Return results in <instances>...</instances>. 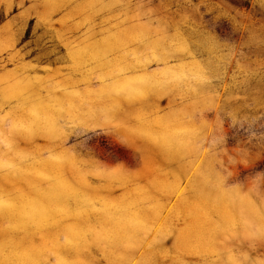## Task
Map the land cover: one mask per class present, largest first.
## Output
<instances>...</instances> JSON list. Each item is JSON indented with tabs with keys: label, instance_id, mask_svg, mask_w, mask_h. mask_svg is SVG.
Masks as SVG:
<instances>
[{
	"label": "clouds",
	"instance_id": "clouds-1",
	"mask_svg": "<svg viewBox=\"0 0 264 264\" xmlns=\"http://www.w3.org/2000/svg\"><path fill=\"white\" fill-rule=\"evenodd\" d=\"M174 2L0 0V264H264L262 153L230 135L264 110V0L230 42Z\"/></svg>",
	"mask_w": 264,
	"mask_h": 264
},
{
	"label": "rangeland",
	"instance_id": "rangeland-1",
	"mask_svg": "<svg viewBox=\"0 0 264 264\" xmlns=\"http://www.w3.org/2000/svg\"><path fill=\"white\" fill-rule=\"evenodd\" d=\"M142 4L145 10L156 9L159 12H163L164 9H168L170 12L175 13L177 8H189L188 5H179L174 0H138ZM255 2V0H253ZM192 3L199 4V0H192ZM27 4L25 5V7ZM213 11H207L206 6H201L200 13L196 15V19L203 23L205 26L211 28L218 33L219 38H222L225 42H230L233 39L234 33L237 31L233 16H236L237 12L247 13L250 4L249 0H213ZM19 9L13 8L10 15H15ZM222 13H226L223 15ZM4 14L0 13V22L4 21ZM239 19V17H237ZM32 21H27L23 24L24 39L21 43H28L29 47H39L42 54L52 55L54 54L61 41L54 35H47L46 33L40 35L33 27ZM35 55V53H33ZM12 67V65H8ZM239 107L238 118L245 115L249 118V123L245 124L243 128L237 125L230 130V135L233 136L236 142H246L245 146L255 152H261L262 157L257 158L251 164V167H256L260 164H264V110L257 111L254 108H243L240 105H233ZM247 249V245H245ZM250 251L253 257H264V246H257L255 251Z\"/></svg>",
	"mask_w": 264,
	"mask_h": 264
}]
</instances>
